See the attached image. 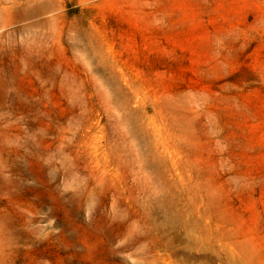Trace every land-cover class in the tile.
Returning <instances> with one entry per match:
<instances>
[{"label":"rangeland","instance_id":"rangeland-1","mask_svg":"<svg viewBox=\"0 0 264 264\" xmlns=\"http://www.w3.org/2000/svg\"><path fill=\"white\" fill-rule=\"evenodd\" d=\"M0 264H264V0H0Z\"/></svg>","mask_w":264,"mask_h":264}]
</instances>
